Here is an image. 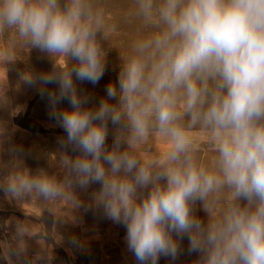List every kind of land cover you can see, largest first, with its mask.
<instances>
[{"label": "clouds", "instance_id": "1", "mask_svg": "<svg viewBox=\"0 0 264 264\" xmlns=\"http://www.w3.org/2000/svg\"><path fill=\"white\" fill-rule=\"evenodd\" d=\"M130 15L138 35L117 82L85 107L73 76L96 85L105 75L101 40L117 32L105 10L95 0H0V64L18 45L53 59L51 72L21 78L47 97L61 147L79 153L62 155L63 181L20 172L0 189L49 199L99 184L95 202L126 228L138 264L175 260L185 236L194 264H264V0H132Z\"/></svg>", "mask_w": 264, "mask_h": 264}, {"label": "rangeland", "instance_id": "2", "mask_svg": "<svg viewBox=\"0 0 264 264\" xmlns=\"http://www.w3.org/2000/svg\"><path fill=\"white\" fill-rule=\"evenodd\" d=\"M95 2L107 13V24L117 26V32L101 40L107 56L105 75L99 83L81 82L73 76L78 91L90 98L85 107H96L107 98L105 89L110 82H117L121 55L127 54L130 41L138 35V23L130 15L132 0ZM4 38L8 39L7 33ZM53 68L54 61L47 53L19 45L16 58L0 64V186H7L20 172L44 173L63 181L67 172L61 164L62 155L65 151L73 157L79 154L71 147H61L59 140L66 133L51 118L47 97L42 98L39 86H28L21 78L25 72L38 75ZM46 87L57 89L55 84ZM57 107L70 105L63 101ZM116 130L117 126L109 122V149ZM197 135L200 158L207 160L211 153L205 137ZM152 146L161 151L167 147L158 137ZM99 188V184L90 185L86 191L66 188L64 196L49 199L35 192L13 196L0 189V264H138L127 248L126 228L108 219L96 204L93 193ZM147 192L143 190L142 195ZM195 214H205L199 203ZM188 244L185 236L177 258L161 256L158 264H183L189 254Z\"/></svg>", "mask_w": 264, "mask_h": 264}, {"label": "crops", "instance_id": "3", "mask_svg": "<svg viewBox=\"0 0 264 264\" xmlns=\"http://www.w3.org/2000/svg\"><path fill=\"white\" fill-rule=\"evenodd\" d=\"M199 217L202 218L203 220L207 221L206 213L201 214ZM198 259H199L198 253H191V254L186 255V258H185L183 264H194V262L197 261Z\"/></svg>", "mask_w": 264, "mask_h": 264}]
</instances>
